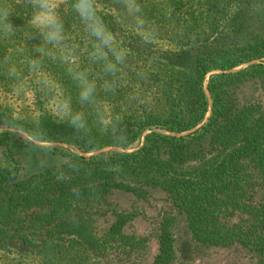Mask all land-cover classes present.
<instances>
[{
	"label": "trees",
	"instance_id": "trees-1",
	"mask_svg": "<svg viewBox=\"0 0 264 264\" xmlns=\"http://www.w3.org/2000/svg\"><path fill=\"white\" fill-rule=\"evenodd\" d=\"M139 3L155 43L104 15L128 50L117 82L98 80L108 124L94 107L86 132L0 109L5 264H179L178 230L198 253L264 264V0ZM32 153L55 161L30 170Z\"/></svg>",
	"mask_w": 264,
	"mask_h": 264
},
{
	"label": "clouds",
	"instance_id": "clouds-1",
	"mask_svg": "<svg viewBox=\"0 0 264 264\" xmlns=\"http://www.w3.org/2000/svg\"><path fill=\"white\" fill-rule=\"evenodd\" d=\"M21 7L27 14L25 30L19 42L13 39L18 29L12 24L19 18ZM126 27L132 18L131 31L146 44L158 41L156 28L146 19L139 0H118L106 5ZM75 13L79 19L76 29L67 28L64 17ZM78 33V34H77ZM38 39L29 49L25 40ZM0 41L10 43L7 55L0 63V73L13 95L27 97L28 104L20 116L38 122L45 114L67 123L77 131H88L89 107L103 115L102 105L95 99L99 77L90 65L97 62L104 73L114 76L120 71L128 50L104 22V16L93 0H0ZM50 65L62 69L63 75ZM27 69V74H25ZM108 87V82H104ZM38 96L40 108L35 107Z\"/></svg>",
	"mask_w": 264,
	"mask_h": 264
},
{
	"label": "rangeland",
	"instance_id": "rangeland-1",
	"mask_svg": "<svg viewBox=\"0 0 264 264\" xmlns=\"http://www.w3.org/2000/svg\"><path fill=\"white\" fill-rule=\"evenodd\" d=\"M151 1V0H148ZM153 1V0H152ZM64 3H67V0H63ZM93 3L96 5L97 10L104 15H113L112 11L106 7V5L109 4H113V5H117L118 4V0H93ZM17 11L21 13L19 18L13 17L12 19V24L18 29V33L17 36L14 37L13 39L17 40V42H19V40L21 39V33L25 30V25H26V21H27V14L25 13V10L21 7L17 8ZM144 13V11H143ZM144 16L146 17V15L144 14ZM65 25L67 28H72V29H76L77 28V24H79V19L78 17L75 15V13L69 12L65 17ZM119 25H121L122 29L125 30L128 33H134L131 31V23H132V18L128 17L127 20L125 21V23L128 25V27H126L122 22H120L119 20H115ZM154 25V24H153ZM155 28L156 25H154ZM111 29V28H110ZM256 29H254L253 31H255ZM114 34L116 32H113ZM252 33L255 32H251L248 36H250ZM78 34V33H77ZM135 34V33H134ZM115 37L117 39V35L115 34ZM39 43L38 39H28L25 40V44L26 46L31 49L33 45H36ZM117 43H119L117 41ZM12 45L10 43H4L2 41H0V63L3 62L4 57L8 54L7 53V49L8 47H11ZM163 47L166 48L167 50H173L174 49V45L165 42L163 43ZM248 65L242 66L239 69H243L245 67H247ZM51 70L59 73L61 75H63L62 73V69L57 68L53 65H50ZM90 67L92 68V70L94 71L95 68H97V72L95 73L98 77H99V81H101V83H104L105 81L112 82V80L114 82H117V79H119V71L114 75H108L106 73L103 72L102 70V66L100 65L99 62L90 65ZM121 70V69H120ZM236 70V71H237ZM100 73V74H97ZM25 74H27V69H25ZM6 81H5V77L3 75V73H0V109L2 112H4V114L6 116H10L13 119L17 120L18 122H21L20 124L22 125H30V124H39V125H48L51 126V128L53 127H60L65 125V122H61L47 114L41 116L38 120V122H33L31 120V118H24L21 119L20 116L22 115L23 111L26 110L27 108V104H28V99L27 97H17L15 95H13L11 89L9 87L5 86ZM119 89L116 88V90H114L111 93V97L114 100H117L120 97ZM117 98V99H116ZM129 106V104H128ZM35 107L40 108V101L38 96L35 98ZM132 110L137 109L136 107H131ZM104 110L106 112V114H109V108L107 106L104 105ZM109 120H105L103 116H101V120L100 123L102 124H108ZM0 131H5L4 129H0ZM20 134H22L23 136L27 137L26 134L19 132ZM144 137L145 134L142 136L141 140H140V147L143 145L144 143ZM30 139V138H29ZM34 144H36L37 146H39L40 148H59V149H63L66 152H70L73 154H79L77 151L74 150L73 147L70 146H66V145H59V144H52V143H39L36 141H33L32 139H30ZM110 149H106L105 151H108ZM92 155H96V154H92ZM55 161V158L52 157H48L47 154H42V153H37V154H30L28 156V164L30 165V170H39L41 168H45L49 165H52L53 162ZM143 230V229H142ZM178 237H177V241H176V249H177V256H178V261L179 264H235L236 260V256L238 254L237 251L235 250H230V251H224L222 253H215V252H200L198 253V250L195 249L193 243L191 242V240L189 239L188 236H186V234H184V232L182 230H178ZM155 248V246H153V249ZM153 252H155V249L153 250ZM18 261V258H16V256L14 254H10L7 252H2L0 253V264H5L4 262H10V263H14V261ZM237 264V263H236Z\"/></svg>",
	"mask_w": 264,
	"mask_h": 264
}]
</instances>
